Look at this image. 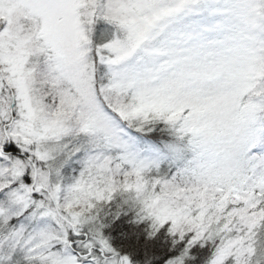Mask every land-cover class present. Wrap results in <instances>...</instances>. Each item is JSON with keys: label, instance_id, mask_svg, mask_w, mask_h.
Masks as SVG:
<instances>
[{"label": "snow or ice", "instance_id": "6c2138e0", "mask_svg": "<svg viewBox=\"0 0 264 264\" xmlns=\"http://www.w3.org/2000/svg\"><path fill=\"white\" fill-rule=\"evenodd\" d=\"M0 264H264V0H0Z\"/></svg>", "mask_w": 264, "mask_h": 264}]
</instances>
